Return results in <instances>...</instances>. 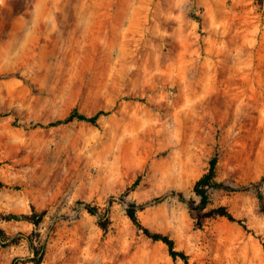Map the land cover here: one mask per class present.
<instances>
[{
    "label": "rangeland",
    "instance_id": "obj_1",
    "mask_svg": "<svg viewBox=\"0 0 264 264\" xmlns=\"http://www.w3.org/2000/svg\"><path fill=\"white\" fill-rule=\"evenodd\" d=\"M108 114L97 125L74 120ZM264 0H0V264H33L10 215L45 212L43 264H264ZM139 180L138 184H136ZM264 194V183L261 188ZM86 204L98 207L93 215Z\"/></svg>",
    "mask_w": 264,
    "mask_h": 264
},
{
    "label": "trees",
    "instance_id": "obj_2",
    "mask_svg": "<svg viewBox=\"0 0 264 264\" xmlns=\"http://www.w3.org/2000/svg\"><path fill=\"white\" fill-rule=\"evenodd\" d=\"M108 113L106 111H99L93 116H88L84 113H81L78 110L73 111L66 119L64 120H58L56 122L51 123L52 126L55 125H61L63 123L72 122L74 120L79 121H85L88 123H91L93 125H97L99 122V119L107 115ZM218 157H214L210 162V168L206 174H204L196 183L195 185V193L200 198V202L196 203L194 200H187L185 195L183 193H178V196L180 200L186 202L189 207L201 213V218H209V217H216L221 216L229 219L233 222H239L242 224V221L238 220L229 210L227 207H219L216 209H212L210 211H205L209 204H210V189H224L231 192H237L239 190L252 188L256 193L257 197L260 202L261 210L264 212V194L261 190L262 185L264 183V179L261 182L253 183L250 187H243L241 189L232 187L227 185L224 182L218 181L217 179V167H218ZM0 162V166H1ZM139 180H137L136 184H138ZM9 187L8 184H6L4 181L0 180V188H7ZM86 209L93 215L98 213V207L92 206L90 204L85 205ZM144 206L139 205L135 202L129 203L127 208V215L130 218V220L137 225L140 229L143 230L144 234L154 240V241H161L165 243L169 248V253L172 256L173 259L182 260L185 264H191L190 258L188 254L184 251L177 250L175 246V241L162 233L153 232L151 229L144 227L139 219L138 213L143 210ZM45 212H33L30 215H10V219L14 220H27L33 225H35V230L30 235H25V239L27 240L30 250L33 254V256L30 258V262L33 264H43L44 258L46 254V244L42 242V235L39 231V228L44 220ZM0 238L3 242H9V243H17L21 240V237H9L6 232L2 229H0Z\"/></svg>",
    "mask_w": 264,
    "mask_h": 264
}]
</instances>
